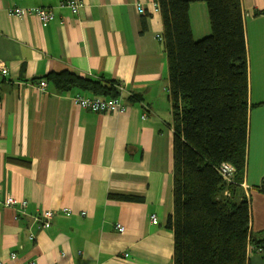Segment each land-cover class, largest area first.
<instances>
[{
	"label": "crops",
	"instance_id": "crops-1",
	"mask_svg": "<svg viewBox=\"0 0 264 264\" xmlns=\"http://www.w3.org/2000/svg\"><path fill=\"white\" fill-rule=\"evenodd\" d=\"M63 1L0 0V197L16 200L0 203V264H174L166 228L174 212L173 107L162 14L156 0H78L84 6L76 14ZM242 6L250 101L258 106L250 112L240 189L252 231L264 237V0ZM40 7L54 12L51 22L9 13ZM190 21L195 40L212 33L205 0H192ZM67 70L115 81L127 110L77 107L76 94L109 97L58 91L48 75ZM45 211L54 218L44 228L37 218ZM251 263L264 264L262 255L251 253Z\"/></svg>",
	"mask_w": 264,
	"mask_h": 264
},
{
	"label": "trees",
	"instance_id": "trees-1",
	"mask_svg": "<svg viewBox=\"0 0 264 264\" xmlns=\"http://www.w3.org/2000/svg\"><path fill=\"white\" fill-rule=\"evenodd\" d=\"M191 2L156 0L173 107L174 212L166 228L174 234V264H252L257 250L264 260V237L253 233L248 198L240 189L250 112L258 106L250 101L242 0H205L212 33L201 40L193 35ZM48 76L60 92L78 88L119 97L115 81L102 83L69 70ZM223 163L236 170L232 182L219 171Z\"/></svg>",
	"mask_w": 264,
	"mask_h": 264
},
{
	"label": "built area",
	"instance_id": "built-area-1",
	"mask_svg": "<svg viewBox=\"0 0 264 264\" xmlns=\"http://www.w3.org/2000/svg\"><path fill=\"white\" fill-rule=\"evenodd\" d=\"M62 7H68L71 9V11L76 14L82 6H84L83 2H80L78 0H65L61 3ZM139 12L143 13L144 9L139 7ZM2 8L0 7V11ZM154 11L159 12L160 6L158 3L154 4ZM10 15H14L17 17H22L23 15H34L37 16L42 23H48L51 22L55 15L52 10L45 9V8H15L12 10H9ZM3 74H7V70L2 71ZM47 84L45 82H41L40 87L45 88ZM72 101L74 104L83 109L94 113H104V114H121L124 113L127 110V106L125 105L123 99L121 97L117 98H97V97H88L82 94H76ZM221 175L227 182H232L233 177L235 175V168L233 165L229 163H223L219 169ZM0 203L5 204L6 206H13L16 204V200L11 197L7 196L5 200H2L0 197ZM27 203L23 202V206H25ZM54 218V213L52 211H45L43 214H41L40 217H38V221H40L43 225V227H46L48 224L51 223V221ZM151 222L154 225L158 224V218L156 215L151 216ZM117 229L119 232H124L125 228L123 225H118ZM261 250H257V252H260ZM256 252V251H255Z\"/></svg>",
	"mask_w": 264,
	"mask_h": 264
}]
</instances>
